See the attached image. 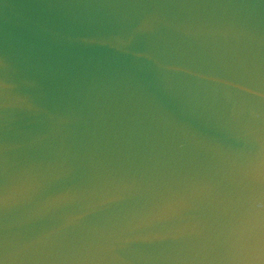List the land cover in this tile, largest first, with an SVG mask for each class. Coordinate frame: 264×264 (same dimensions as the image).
Listing matches in <instances>:
<instances>
[{"label": "water", "instance_id": "95a60500", "mask_svg": "<svg viewBox=\"0 0 264 264\" xmlns=\"http://www.w3.org/2000/svg\"><path fill=\"white\" fill-rule=\"evenodd\" d=\"M264 0H0V264H264Z\"/></svg>", "mask_w": 264, "mask_h": 264}, {"label": "clouds", "instance_id": "9594fccd", "mask_svg": "<svg viewBox=\"0 0 264 264\" xmlns=\"http://www.w3.org/2000/svg\"><path fill=\"white\" fill-rule=\"evenodd\" d=\"M261 230H264V227H262ZM261 250L264 251V248H262Z\"/></svg>", "mask_w": 264, "mask_h": 264}]
</instances>
